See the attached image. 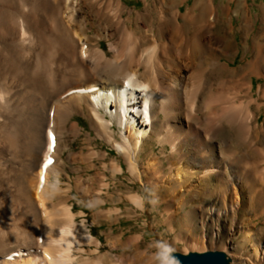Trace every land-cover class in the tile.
<instances>
[{
	"label": "bare ground",
	"instance_id": "1",
	"mask_svg": "<svg viewBox=\"0 0 264 264\" xmlns=\"http://www.w3.org/2000/svg\"><path fill=\"white\" fill-rule=\"evenodd\" d=\"M146 1L143 11H134L125 0H0V264H158L159 253L144 261L142 236L122 243L138 245L134 259L117 257L103 253L101 240L79 221L73 189L99 206L105 204V191L95 192L92 183L111 185L103 172L71 184L68 162L94 166L109 156L89 145L65 157L72 148L69 140L84 134L74 120L78 114L88 118L97 138L117 150L120 158L104 165L113 178L126 170L124 161L135 179L146 178L163 200L171 197L170 205L180 202L182 210L200 201L186 214L187 232H195L191 213L203 210L207 198L216 201L212 213L219 202L223 213H235L244 190L249 209L253 200L257 218L264 216V166L246 165L238 182L244 165L230 171L231 162L221 155L225 122L237 126V141L250 147L264 130L255 125L258 113L250 91L244 106L237 107L223 77V59L234 43L215 32L223 12L216 0H196L186 12V0ZM232 10L226 7L224 15L230 17ZM255 49L245 65L249 71L236 78L247 88L250 74L253 83L264 73V43ZM213 77L221 79L207 90ZM89 134L87 145L94 140ZM155 140L163 149L170 146L167 173L154 151L144 156ZM250 155L264 163L263 145ZM179 189L182 193L173 198ZM128 198L146 208L139 191ZM118 213L100 210L95 216L109 219ZM189 240L205 250L204 236ZM246 241L258 247L251 232ZM162 250L167 256L162 264H174L172 250ZM256 260L241 264H264V247Z\"/></svg>",
	"mask_w": 264,
	"mask_h": 264
},
{
	"label": "rangeland",
	"instance_id": "2",
	"mask_svg": "<svg viewBox=\"0 0 264 264\" xmlns=\"http://www.w3.org/2000/svg\"><path fill=\"white\" fill-rule=\"evenodd\" d=\"M195 2L196 0H186L182 10L184 12L188 11ZM125 3L134 11H143L147 1L125 0ZM216 4L223 13L221 15V20L218 21L215 32L218 36L224 33L227 34L229 36L228 38L234 42L227 50V56L223 59V61L226 62V69L223 71V77L228 82L230 97L233 99L234 105L242 107L244 106L245 99L248 98L246 97L248 89L251 98H253L252 100L255 101L252 105V109L258 113L255 125L264 129V73L259 79L254 77L253 83L251 82V74L249 75L246 81H248L250 88H247L246 84L243 86V84L236 82V78L239 77L238 75L242 70L245 69L246 72L249 71V66L245 68V65L250 58H252V53L256 51L255 45L264 43V0H216ZM228 6L233 8L230 17L224 15V9ZM249 11L251 16H247L246 14ZM251 17L252 19H250ZM229 29H233L234 33L231 34ZM94 32L95 30L93 33ZM220 79L221 78L213 77L211 81H209L207 90H209L212 85L215 87ZM239 85H241L242 88ZM74 120L80 122L84 129V134L76 141L72 138L69 140L70 143H72V148H67L65 157H68L70 152L79 151L85 146L88 148L89 145L91 147H96L97 151L100 153L109 151L108 158L104 160L103 156H101L100 159L94 162V166L70 162H68L67 165V171L70 172V180L73 187L76 185L77 178L83 176L91 180V178L96 175L102 177V172L106 174L105 182L111 185L110 188L105 189L100 181L92 183L95 192L105 191L102 194V199H104L105 204L99 206L92 205L91 201L84 199L76 188L73 189L74 210L77 214L82 213L78 219L79 221L85 220L89 229L101 240V251L103 253H110L111 255L116 254L117 257L123 254L126 257L134 259L137 255L138 245L132 244L125 248L122 246V243L125 240H129L134 235H140L143 237L140 250L145 252V256H147V259L143 260L148 261V256L150 254L159 253L156 262L162 264V262L167 259L166 253L162 248L183 253L193 251L200 252V245L192 244L189 239L204 236L206 248L203 252L209 250L225 251L232 258V264H241V262L245 261L247 263H255L257 261L256 259H259L260 255L263 253L264 247V216L257 218V212L254 209L255 201L253 200L250 205L251 209H249L248 204L250 199L245 190L242 192V206L240 210L235 213H223L222 211L225 205H222L219 201V204H217L219 208L218 211L212 213V207L215 206L216 201L211 200L212 198H207L203 210H198V213L196 211L191 213V217H193L196 224V230L193 234L189 233L185 230L186 226L184 225L187 217L186 214L197 207L200 201H194L188 205L186 204L182 210L179 208L181 205L180 202L170 205L168 202L171 201V197H169L168 201H165L161 197L162 194H157L155 189L147 182L146 178L145 182L135 179L129 173L127 164L124 161L123 163L126 170L124 173L119 174L116 180L113 178L114 174L112 170H105L104 165H109L116 157L120 158L117 150L106 143L102 138L96 137V133L92 129L87 117L78 114ZM224 125L225 129L220 135V138L225 140L223 144L224 150L221 155L225 162H231L228 165L230 171H233L234 166L236 167L237 164L244 165H240L243 167L240 169L242 171L238 173L235 179V181L239 182L241 181L240 178H238L239 175L242 174V172L247 173L250 166L251 168H260L264 166V163L259 162L260 157L258 155H250V152L257 150L259 144L264 147V130L261 134H256L254 141L255 145H253L255 148H252L253 146L250 147L248 144L241 143L240 140L237 141L239 131L237 126H233L228 122H225ZM196 126L198 127L199 125ZM115 128L119 131L117 125ZM198 128H200V126ZM89 133L94 136V140L87 145V141L85 140L88 138ZM210 138L209 136V139ZM169 148L170 146L168 144L165 149L161 148L160 144L155 140L151 145H148L144 152V156L154 151L155 154L163 159L164 165L162 170L164 173H167L170 170L167 162V156L170 153ZM236 150L237 153L233 154L232 152ZM259 163L260 165H258ZM249 164L250 166L246 167V165ZM170 175L171 173H168L167 177ZM62 178L66 180L65 175ZM262 184H264V180ZM176 187L177 185H175V188ZM134 191H139L143 195L144 204L146 206L144 210L139 209L128 198ZM180 193H182L181 189L174 194L173 198L179 196ZM154 199H156L157 202L155 206L153 205ZM189 200L190 198L187 196L184 203H188ZM109 209H119L120 213H118L115 218L97 220L95 214L98 211ZM171 214L175 217L171 218ZM250 232L253 238L256 241L258 240V247L256 246V248L251 244L252 241H246ZM114 241H116L115 244L112 243ZM87 249H90V247L87 246ZM149 264L154 263L149 262ZM167 264H170V262Z\"/></svg>",
	"mask_w": 264,
	"mask_h": 264
},
{
	"label": "water",
	"instance_id": "3",
	"mask_svg": "<svg viewBox=\"0 0 264 264\" xmlns=\"http://www.w3.org/2000/svg\"><path fill=\"white\" fill-rule=\"evenodd\" d=\"M170 259L174 264H232L233 261L227 252L221 250L190 253L172 250Z\"/></svg>",
	"mask_w": 264,
	"mask_h": 264
}]
</instances>
